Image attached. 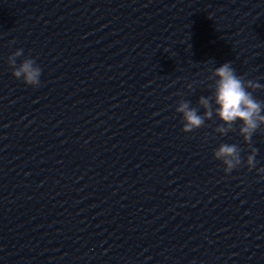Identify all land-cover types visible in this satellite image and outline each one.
I'll list each match as a JSON object with an SVG mask.
<instances>
[{"label":"water","instance_id":"1","mask_svg":"<svg viewBox=\"0 0 264 264\" xmlns=\"http://www.w3.org/2000/svg\"><path fill=\"white\" fill-rule=\"evenodd\" d=\"M226 62L264 86V0H0V264H264V126L176 111Z\"/></svg>","mask_w":264,"mask_h":264},{"label":"clouds","instance_id":"2","mask_svg":"<svg viewBox=\"0 0 264 264\" xmlns=\"http://www.w3.org/2000/svg\"><path fill=\"white\" fill-rule=\"evenodd\" d=\"M23 55V49H18L8 58L9 65L13 68V76L22 79L26 85L38 87L40 85L41 68L33 59H24L17 66V58ZM210 80H214V92L212 96H200L199 105L203 108V114H199L197 108L190 107L188 101H180L176 111L182 114L184 125L182 131L190 133L204 126L206 120H211L213 115L222 121L215 131L225 135L233 130V125L240 121L239 134L245 143L251 144L253 134L264 126V102L258 101L251 90L260 89L262 86L252 80H244L238 76L230 62L211 71ZM191 87V86H189ZM213 101L215 108L213 107ZM257 149L252 148L247 156L249 170L256 165L255 157ZM214 158L222 161L225 173H230L242 163L240 149L237 145L221 144L214 152ZM258 171L264 172V168Z\"/></svg>","mask_w":264,"mask_h":264}]
</instances>
